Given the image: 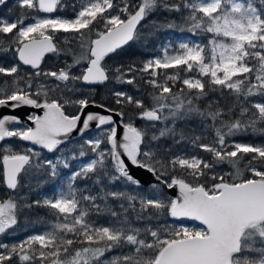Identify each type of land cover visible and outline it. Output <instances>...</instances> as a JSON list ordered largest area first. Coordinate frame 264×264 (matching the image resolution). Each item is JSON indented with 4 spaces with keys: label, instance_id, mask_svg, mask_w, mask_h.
Instances as JSON below:
<instances>
[{
    "label": "snow or ice",
    "instance_id": "1",
    "mask_svg": "<svg viewBox=\"0 0 264 264\" xmlns=\"http://www.w3.org/2000/svg\"><path fill=\"white\" fill-rule=\"evenodd\" d=\"M6 3L0 0V6ZM17 4L27 10L20 18H0V53L12 55L0 63V109L9 110L0 115L2 183L15 192L30 169L55 181L71 160L82 162L65 176V186H54L31 203L20 204L13 195L0 202V234L18 223L24 208L44 207L55 218L43 232L0 243V264H264V144L229 140L249 131L264 135V11L254 0H74L70 17L52 15L69 7L64 0ZM158 10L187 12V30L212 34L208 45L165 44L162 56L108 65L106 58L137 40L142 22ZM29 14L32 22L25 23ZM61 40L69 47L61 48ZM48 53L71 59L45 70ZM112 79L138 91L142 82L158 94L151 93L148 105L126 90L111 91L117 110L97 103L93 87L78 86ZM177 82L183 87L173 92ZM126 106L138 110L127 120ZM89 107L121 119L86 112ZM21 108L42 115L11 114ZM135 119L144 126L136 127ZM180 122L185 126L178 127ZM93 123L99 131L95 138L85 135ZM73 133L81 142L75 143ZM181 144L211 159L174 150ZM44 153L51 155L41 159ZM85 157L90 159L83 162ZM242 160L250 178L239 168ZM225 163L235 173L215 171ZM80 180L92 184L78 187ZM174 188L179 195L169 197L165 189ZM92 213L113 221L96 224L87 219Z\"/></svg>",
    "mask_w": 264,
    "mask_h": 264
},
{
    "label": "trees",
    "instance_id": "2",
    "mask_svg": "<svg viewBox=\"0 0 264 264\" xmlns=\"http://www.w3.org/2000/svg\"><path fill=\"white\" fill-rule=\"evenodd\" d=\"M12 0H7V3L3 6H0V16L6 15L7 13H10L11 11L14 12L18 18H20L24 11L27 10H21L17 5L11 4ZM65 3L69 5L68 8L65 9V11L62 13L65 16H71L72 10H71V4L74 2V0H64ZM171 2V0H170ZM175 2H180V0H175ZM260 3L257 4L258 8L262 11H264V2L262 0L259 1ZM32 14H29V17ZM187 16V12L181 13H168L164 12L163 10H158L152 14H150L146 20L142 22V26L140 28V37L137 40H134L130 42V45L126 46L124 49L120 50L117 54H113L111 58L107 59V64L110 66H119V65H125L132 62L139 63L140 61L147 60L150 57H154L158 54L159 48L164 44L166 40L170 38V36L173 37H181L186 36L190 37L192 39H197L201 41L202 45H208L207 40L210 37L209 33L200 32L197 35H194L193 33L189 32L187 30V26L185 24V17ZM28 17V18H29ZM27 18V19H28ZM26 19V20H27ZM25 20V21H26ZM154 22L155 24H173V28H162L157 30L154 28ZM183 29V31L181 30ZM59 46L61 48H68L69 45L65 42L60 43L58 42ZM74 50L79 53L80 48L78 45L72 46ZM12 55L11 53H0V63H5L8 61H11ZM65 59L70 60V57L60 56L57 57L54 54L47 55L44 58V61L42 62L41 67L45 70L52 69L56 66H63V61ZM169 72H172L174 70H168ZM188 75H193V73H189ZM160 79H163L161 77ZM207 79V78H205ZM171 83V82H170ZM0 86H3V81L0 80ZM79 87H87L84 85H78ZM183 87L182 83L177 82L175 87H173V92L179 91ZM95 89L94 93L91 94L92 98L96 100L97 103H104L111 108L120 110V106H117L114 103V97L111 96L109 93L114 90H126L129 92V94L136 95L140 98H142L146 104L151 105V93L156 92L158 94L157 89H153L152 86L145 84V83H139L137 90L136 86L133 85H127V84H117L114 79L106 82L101 87H94ZM87 94V93H85ZM210 97H217L219 96V93H209ZM234 99V97H230V100ZM250 100H257L259 97H250ZM243 101V98H241ZM223 104V101L221 102ZM206 101L201 102V107H206ZM69 113H72L74 111L73 108L69 107L68 109ZM126 113L125 120L128 119V116L136 111L137 109H134L132 106H126L123 109ZM237 116L239 115V108L236 109ZM170 123V121H169ZM192 126H196L198 124V121H192L188 122ZM134 124L136 127L140 128L143 127L145 122L141 121L139 119L134 120ZM178 127H184V122H180L177 125ZM159 127V126H158ZM157 131V129H150V132ZM197 131L199 132L200 129L197 128ZM95 132H99L96 130ZM209 136L214 137V132L209 131ZM76 140H79L77 138ZM229 140H236L241 141L245 143H255V144H264V135H261L259 133L253 134L251 131L247 135H237L235 137H229ZM204 142H208L205 140ZM22 142L15 141L12 145H17ZM170 143V141H168ZM174 150H181L186 151L188 154H199L201 157H204L206 159H211V156L208 153H205L201 151L199 148H195L190 144H181L176 145ZM0 157V202H3L4 200L9 198V195L15 196L16 200L23 204L25 202L31 203L33 199H27L28 196H30L34 191L42 190L46 192H51V188L49 186H52L55 184V181L51 180L48 176L42 175L40 173H37L35 170L30 169L27 174H23L20 178V186L15 192L13 190H8L6 186L2 183V168H3V161ZM246 161H241L239 168L243 172L244 176H247L250 178V173L247 171H244V164ZM215 171L224 174H233L235 173L236 169L232 168L231 165L225 163L217 165L215 168ZM187 178V177H186ZM190 179V178H189ZM229 179H232V176L229 175ZM41 181H47V183L41 184ZM89 220L94 221L97 224H106L108 220V215H96L95 213H92L89 215ZM33 219H54V217L50 214V210L46 209L44 207H33L31 209L24 208L23 210L18 212V223L14 226L16 229H12L9 231V233H17L20 234V228L23 221L27 220H33ZM18 229V230H17ZM6 234L0 235V240H2L4 243H8L10 239H6ZM76 248L81 247L79 243L75 245ZM118 252V250L110 253ZM108 253H106L107 255Z\"/></svg>",
    "mask_w": 264,
    "mask_h": 264
},
{
    "label": "rangeland",
    "instance_id": "3",
    "mask_svg": "<svg viewBox=\"0 0 264 264\" xmlns=\"http://www.w3.org/2000/svg\"><path fill=\"white\" fill-rule=\"evenodd\" d=\"M259 1L260 0H254V4H255V6L257 8H258L257 4L260 3ZM237 2H244V3H246L247 0H237ZM11 4L18 6L17 0H12L11 1ZM64 11H65V9L62 10V11L56 12V16H65V15L62 14ZM14 12H15V10H14ZM14 12L11 11L10 13H7L6 15L0 16V18H5V19H7L9 21H15V20L18 19V17L16 16V14ZM38 15H42V14L40 13ZM30 22H32L31 16L25 21V23H30ZM209 35H210V37L208 38L207 43H208L209 39H211L212 34L209 33ZM59 42L60 43H63L64 41L61 40ZM181 42L199 43V44H201V41L200 40L192 39L190 37H186V36L173 37V36H170V38L168 40H166L164 42V44L159 48V52H158V54L156 56H162L163 55V52H162L161 49H162V47L165 44H171L173 47H175V46H178V44L181 43ZM98 135H99V132H94L93 134L88 135V136H91V137L95 138ZM79 142H81L80 139L79 140H75V143H79ZM7 143L13 144L14 143V140H10ZM61 147L70 148L71 145H62ZM72 151H77V149H72ZM49 155H51V154L44 153L41 156V159H44L45 157H47ZM88 159H90V157H85L83 162H86ZM81 162L82 161H80V160H71L70 161V168L69 169H61L60 170V172H61L60 177H58L57 178V181L55 182V184L52 185V186H49V188L52 189L54 186H57V187H63V186H65V184H66L65 176L68 173L75 171L77 169V166ZM76 184H77L78 187H83L85 184L91 185L92 184V181L91 180H80V181H77ZM97 190L98 189L93 188V192H95ZM41 193H50V192H46V191H42V190L34 191L30 196L27 197V199H33V200H35V199H37V198L40 197ZM84 203L86 204L87 202H84ZM87 219H89V218L87 217ZM37 221H39V223H37ZM112 221H113V218L108 215V220H107L106 224H104V225H107L108 223H110ZM54 222H55V218L54 219H33V220L23 221L22 224H21V228L19 230L22 233H20V234L11 233L10 234L9 233L10 230L16 229V228H14V226H13V228L8 229L6 231V233H7L6 234V239H10V241L7 244L11 245L12 243L18 242V241L22 240L23 238H25V237L33 234V233L43 232V231L47 230L50 227V224L51 223H54ZM189 226L196 227V228H200V227L194 226V225H189ZM68 235L71 238V234H68ZM0 243H4V242L2 240H0ZM119 251L120 250H118V252H115V253H108L106 255V258H109L110 259L113 255H117L119 253Z\"/></svg>",
    "mask_w": 264,
    "mask_h": 264
},
{
    "label": "water",
    "instance_id": "4",
    "mask_svg": "<svg viewBox=\"0 0 264 264\" xmlns=\"http://www.w3.org/2000/svg\"><path fill=\"white\" fill-rule=\"evenodd\" d=\"M41 14H42V13H41ZM42 15H45V14H42ZM52 15H56V13H53ZM50 54H51V53H48V54H46V56H47V55H50ZM46 56H45V57H46ZM102 85H103V84H101V85H93V86H94V87H101ZM84 86H85V85H84ZM93 86H87V87H93ZM33 111H36V112H38V114H41V115H42V111H40V110H34V109H30V108H21V109H19V110L13 112V113H11V114H13V115H17V116H19L21 119H25L26 115H27L29 112H33ZM85 111H86V112L99 113V114H102V115H113V119L116 120L117 122H119L120 119H121L119 116H115L113 113H105V112L103 111V109H101V108L89 107V108L86 109ZM8 112H9L8 109H0V115H2V114H4V113H8ZM95 131H96V129H95V123H93V125H92V130H91L89 133H86L85 135H86V136L91 135V134H93ZM72 135H73V137H76V139L79 138V137L76 136V133H73ZM122 136H123V128H122V126H121V127L119 128V131H118V138H122ZM125 159H126V157H125ZM132 170H133V172H136V171H137L135 168H133ZM145 175H149V174L145 173ZM5 186H6V185H5ZM8 190H10V189H8ZM165 192L167 193V195H168L169 197H175V196H178V195H179V190H178L177 188H174V189H171V190L165 189ZM184 223L187 224V225H194V226L202 227L201 225H199L198 222H195V221H184Z\"/></svg>",
    "mask_w": 264,
    "mask_h": 264
}]
</instances>
